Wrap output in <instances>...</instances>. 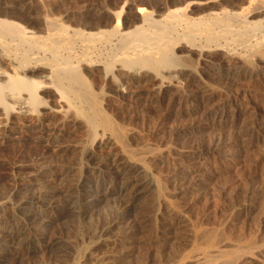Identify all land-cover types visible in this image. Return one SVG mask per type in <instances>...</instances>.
Masks as SVG:
<instances>
[{
	"label": "rangeland",
	"instance_id": "1",
	"mask_svg": "<svg viewBox=\"0 0 264 264\" xmlns=\"http://www.w3.org/2000/svg\"><path fill=\"white\" fill-rule=\"evenodd\" d=\"M256 1L0 0V19L35 35H44L45 18L88 32L110 29L120 16L131 29L145 14L161 20L185 10L190 19L209 18L246 13ZM229 47L201 56L177 51L199 74L184 93L156 97L139 77L133 95L101 98L133 156L136 197L126 217L117 186L107 182L85 204L69 201L100 184L111 163L125 164L120 148L85 150L88 134L74 112L15 121L0 138V264H264V59H253L257 75H239L232 55L242 49ZM227 70L232 77L222 76ZM45 99L56 105L51 93ZM212 232L215 246L198 249ZM184 255L190 261H180Z\"/></svg>",
	"mask_w": 264,
	"mask_h": 264
},
{
	"label": "bare ground",
	"instance_id": "2",
	"mask_svg": "<svg viewBox=\"0 0 264 264\" xmlns=\"http://www.w3.org/2000/svg\"><path fill=\"white\" fill-rule=\"evenodd\" d=\"M184 11H172L161 20H154L152 15L145 14L140 16L141 22L131 26V29L122 26L118 16L112 28L100 30L94 27L95 31L88 32L71 30L56 20L45 18L42 24L44 35H35L17 23L0 19V138L13 129L15 121L35 118L37 122H43L51 115L66 117L69 112H74L83 121L88 134L85 150L106 146L108 149L118 147L124 153L125 164L118 161L111 163L100 184L86 186L74 197L71 195L69 201L72 205L85 204L106 182L117 186L121 217L128 215V208L136 197V188L131 186L135 181L134 175L129 172L132 167L135 168L133 156L125 150L123 131L101 109L102 97L107 95L114 100L126 97L135 91H132L135 85L140 84L139 77L147 82L143 83L147 86L146 90L156 97L183 92L192 82L194 85L199 74L197 69L185 64L186 57L176 55L181 48L197 50L201 56L212 46L215 50L224 51V48L233 45L242 49L241 53L231 54L241 62L238 74L252 76L259 73L260 69L254 66L253 59H264V17L257 22L252 18L264 14V0H257L254 8L246 13L223 11L209 18L190 19ZM197 38H203V44H197ZM221 40L226 46L218 45ZM231 75L228 70L222 72V76ZM202 89L207 90L204 86ZM47 93L55 97V106L48 104L45 99ZM99 128L101 134L98 133ZM216 242L214 232L207 233L197 246L198 249H208ZM23 245V241L18 243L17 252L23 251ZM187 257L184 255L180 261Z\"/></svg>",
	"mask_w": 264,
	"mask_h": 264
}]
</instances>
